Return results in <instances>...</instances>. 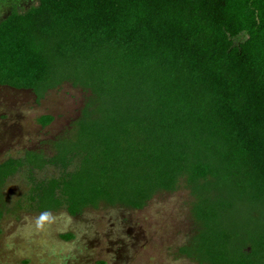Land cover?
Listing matches in <instances>:
<instances>
[{
  "label": "trees",
  "instance_id": "1",
  "mask_svg": "<svg viewBox=\"0 0 264 264\" xmlns=\"http://www.w3.org/2000/svg\"><path fill=\"white\" fill-rule=\"evenodd\" d=\"M64 83L88 94L81 116L52 155L0 163V221L4 185L22 168L25 208L71 216L102 203L141 209L182 184L195 223L182 254L264 264V0H37L12 10L0 21V85L40 99Z\"/></svg>",
  "mask_w": 264,
  "mask_h": 264
},
{
  "label": "rangeland",
  "instance_id": "2",
  "mask_svg": "<svg viewBox=\"0 0 264 264\" xmlns=\"http://www.w3.org/2000/svg\"><path fill=\"white\" fill-rule=\"evenodd\" d=\"M37 0H0V21ZM88 94L64 83L37 99L30 90L0 85V163L26 151L54 153L53 142L68 137ZM53 120L43 126L39 117ZM54 168L34 171L36 179ZM30 185L22 168L4 185L0 221V264H199L181 253L193 233L189 191L155 194L141 209L100 204L71 216L65 210L36 211L23 205ZM71 235L63 238L62 235Z\"/></svg>",
  "mask_w": 264,
  "mask_h": 264
}]
</instances>
